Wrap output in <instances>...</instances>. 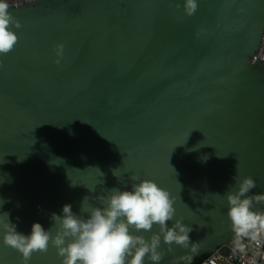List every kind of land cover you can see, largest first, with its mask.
<instances>
[{"label":"water","instance_id":"95a60500","mask_svg":"<svg viewBox=\"0 0 264 264\" xmlns=\"http://www.w3.org/2000/svg\"><path fill=\"white\" fill-rule=\"evenodd\" d=\"M185 2H7L20 28L0 56V215L19 233L39 223L55 235L53 213L80 214L85 197L101 207L96 197L130 190L135 174L175 197L168 226L182 218L198 244L161 264H194L233 240L226 193L251 177L247 195L264 194V63L252 60L264 0H196L192 16ZM61 260L50 245L29 264ZM0 264H21L2 230Z\"/></svg>","mask_w":264,"mask_h":264},{"label":"clouds","instance_id":"9594fccd","mask_svg":"<svg viewBox=\"0 0 264 264\" xmlns=\"http://www.w3.org/2000/svg\"><path fill=\"white\" fill-rule=\"evenodd\" d=\"M9 8L7 0H0V56L10 53L18 43V36L12 29H19L20 24ZM184 9L192 16L197 10L196 0H186ZM53 50L57 57H62L64 45L57 44ZM55 62L59 64L60 59ZM113 175L122 179L115 171ZM130 180V190L113 188L108 190L110 195L96 197L101 207L90 204L85 207L89 199L85 197L80 214L73 213L70 204L63 206L62 216L53 213L55 235L52 228L45 230L39 223L32 225L30 235H24L9 221L8 213L0 215L4 246L21 254V264H29L34 253H47L50 245L62 258L61 264H146V261L161 264L166 255L174 253L173 246L190 248L192 253H197L198 244H190L192 227L184 225L182 218L168 226L175 217V197L150 179L140 180L133 174ZM235 187V192L226 193L227 218L234 234L232 252L246 255L251 245L264 242V210L255 208L264 203V194L247 195L257 187L251 177L244 178ZM3 203L0 201V205ZM154 226L158 231L149 239L133 234L151 232ZM162 242L167 251L161 250Z\"/></svg>","mask_w":264,"mask_h":264},{"label":"built area","instance_id":"2783aa9c","mask_svg":"<svg viewBox=\"0 0 264 264\" xmlns=\"http://www.w3.org/2000/svg\"><path fill=\"white\" fill-rule=\"evenodd\" d=\"M34 0H7L12 5H20ZM253 62L264 63V34L260 41L259 50L252 58ZM233 241V240H232ZM232 241L223 245L211 254L205 255L194 264H264V242L261 245H251L246 255L233 254Z\"/></svg>","mask_w":264,"mask_h":264},{"label":"trees","instance_id":"16d2710c","mask_svg":"<svg viewBox=\"0 0 264 264\" xmlns=\"http://www.w3.org/2000/svg\"><path fill=\"white\" fill-rule=\"evenodd\" d=\"M198 260H200V259H197L196 262H197Z\"/></svg>","mask_w":264,"mask_h":264}]
</instances>
